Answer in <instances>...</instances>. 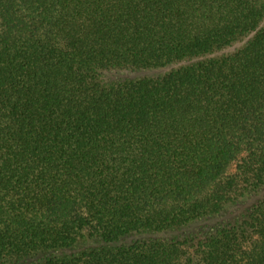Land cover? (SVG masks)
<instances>
[{
    "label": "trees",
    "instance_id": "16d2710c",
    "mask_svg": "<svg viewBox=\"0 0 264 264\" xmlns=\"http://www.w3.org/2000/svg\"><path fill=\"white\" fill-rule=\"evenodd\" d=\"M0 264H264V0H0Z\"/></svg>",
    "mask_w": 264,
    "mask_h": 264
},
{
    "label": "rangeland",
    "instance_id": "374dc122",
    "mask_svg": "<svg viewBox=\"0 0 264 264\" xmlns=\"http://www.w3.org/2000/svg\"><path fill=\"white\" fill-rule=\"evenodd\" d=\"M140 73L141 72L129 71V70H110V71L104 72L102 74V78H103L104 81H111V80H116V79L125 78V77L137 76ZM233 167H234V165H231L229 170H228V172H232L233 171ZM261 193H263V191H260L259 194H257L256 196H252L246 202H244L241 205H239L236 208V211H239V210H242L243 208H245V206L247 204H249L252 201H254V199L256 197H258Z\"/></svg>",
    "mask_w": 264,
    "mask_h": 264
}]
</instances>
